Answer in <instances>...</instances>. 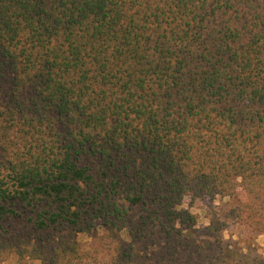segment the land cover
<instances>
[{
  "label": "trees",
  "instance_id": "obj_1",
  "mask_svg": "<svg viewBox=\"0 0 264 264\" xmlns=\"http://www.w3.org/2000/svg\"><path fill=\"white\" fill-rule=\"evenodd\" d=\"M230 223L264 234V0H0V264H264Z\"/></svg>",
  "mask_w": 264,
  "mask_h": 264
},
{
  "label": "rangeland",
  "instance_id": "obj_2",
  "mask_svg": "<svg viewBox=\"0 0 264 264\" xmlns=\"http://www.w3.org/2000/svg\"><path fill=\"white\" fill-rule=\"evenodd\" d=\"M226 204V199L217 197L213 201H203L197 202L194 206H189L187 202L182 204L183 208L188 209L191 213L197 216V228L202 227L207 224V219L205 217V211L209 206H216L221 214L224 213V207ZM3 226L8 231L16 232H26L29 229V226L25 225L22 220H8L3 223ZM64 233V232H63ZM59 235H63L62 232L58 233L56 238ZM76 240L83 243L89 242L91 237L86 234H77L75 236ZM223 237L230 243L231 248L234 250L233 259L237 260L242 257L243 254L248 253L247 245L252 244L254 250L257 253H264V234H258L252 231L249 227L241 223H230L227 229L223 233ZM6 264H14L13 259L6 262ZM30 264H37L33 261Z\"/></svg>",
  "mask_w": 264,
  "mask_h": 264
}]
</instances>
